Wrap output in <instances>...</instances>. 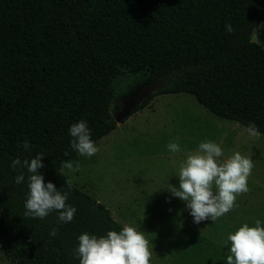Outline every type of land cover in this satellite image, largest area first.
Listing matches in <instances>:
<instances>
[{"label":"trees","instance_id":"16d2710c","mask_svg":"<svg viewBox=\"0 0 264 264\" xmlns=\"http://www.w3.org/2000/svg\"><path fill=\"white\" fill-rule=\"evenodd\" d=\"M263 20L264 0H0V264H79L80 234L122 230L62 164L78 159L71 125L86 120L98 141L117 127L114 100L139 86L166 79L129 116L158 95L186 92L264 134V47L252 40ZM125 72L137 79L116 96ZM37 153L45 183L77 209L71 222L25 216L30 173L10 165Z\"/></svg>","mask_w":264,"mask_h":264},{"label":"rangeland","instance_id":"374dc122","mask_svg":"<svg viewBox=\"0 0 264 264\" xmlns=\"http://www.w3.org/2000/svg\"><path fill=\"white\" fill-rule=\"evenodd\" d=\"M135 79L131 73L121 74L116 96ZM154 82L155 91L166 79ZM176 138L181 151L172 153L167 145ZM205 140L220 144L222 160L238 151L251 157L254 167L249 191L237 195L231 211L196 224L187 202L168 189L179 187L180 164ZM94 143L99 148L95 155L78 153L80 171L63 172L76 188L103 203L123 227L143 231L150 242L151 264H226L231 254V242L225 244L228 235L244 223L254 227L256 219L264 226V134L258 140L250 137L246 126L216 116L190 93L156 96Z\"/></svg>","mask_w":264,"mask_h":264},{"label":"clouds","instance_id":"9594fccd","mask_svg":"<svg viewBox=\"0 0 264 264\" xmlns=\"http://www.w3.org/2000/svg\"><path fill=\"white\" fill-rule=\"evenodd\" d=\"M231 32V25L226 26ZM250 137L259 139L261 133L254 122L247 127ZM69 133L73 138L71 147L82 156L91 157L99 148L91 139V131L86 120H80L71 125ZM27 140L23 143L25 150H30ZM167 148L172 153L181 151L179 138L170 141ZM223 150L220 144L205 140L199 144L196 152L188 155L186 161L180 164L179 187L171 186L168 190L175 197L186 201L193 221L196 224L211 218H217L231 211L235 206L237 195L246 193L248 177L254 167L251 157L235 152L227 159H221ZM44 153L21 162L19 158L12 160L11 167L15 169L23 163L30 173L28 177V195L25 201V216L33 219H44L50 213H58L57 222H71L77 209L68 204L69 193L60 191L53 182L45 183L39 169L44 167ZM67 155V153H66ZM62 168L70 172L80 171L79 163L75 166L71 161L62 164ZM23 173L15 177L17 185L23 184ZM215 185V191H214ZM70 187V185H69ZM58 229L53 228L50 236L55 237ZM78 247L74 250L79 264H150L152 252L149 240L143 231L131 225H125L121 231L110 230L104 236H96L84 232L78 237ZM231 242L230 255L226 264H264V226L261 220H255V226L244 223L234 233H230L225 244Z\"/></svg>","mask_w":264,"mask_h":264},{"label":"water","instance_id":"95a60500","mask_svg":"<svg viewBox=\"0 0 264 264\" xmlns=\"http://www.w3.org/2000/svg\"><path fill=\"white\" fill-rule=\"evenodd\" d=\"M142 85L134 89L129 95L122 98L120 108L116 111L115 120L117 123L122 122L126 119L131 111L145 99H147L155 91L151 89L152 84Z\"/></svg>","mask_w":264,"mask_h":264},{"label":"crops","instance_id":"0c3cea01","mask_svg":"<svg viewBox=\"0 0 264 264\" xmlns=\"http://www.w3.org/2000/svg\"><path fill=\"white\" fill-rule=\"evenodd\" d=\"M252 40L264 47V20L255 29Z\"/></svg>","mask_w":264,"mask_h":264}]
</instances>
